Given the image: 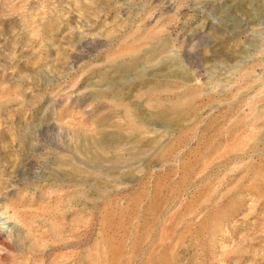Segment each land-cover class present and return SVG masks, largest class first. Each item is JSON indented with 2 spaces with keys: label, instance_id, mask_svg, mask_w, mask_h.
Here are the masks:
<instances>
[{
  "label": "rangeland",
  "instance_id": "rangeland-1",
  "mask_svg": "<svg viewBox=\"0 0 264 264\" xmlns=\"http://www.w3.org/2000/svg\"><path fill=\"white\" fill-rule=\"evenodd\" d=\"M0 264H264V0H0Z\"/></svg>",
  "mask_w": 264,
  "mask_h": 264
},
{
  "label": "bare ground",
  "instance_id": "bare-ground-1",
  "mask_svg": "<svg viewBox=\"0 0 264 264\" xmlns=\"http://www.w3.org/2000/svg\"><path fill=\"white\" fill-rule=\"evenodd\" d=\"M97 145H99V143Z\"/></svg>",
  "mask_w": 264,
  "mask_h": 264
}]
</instances>
